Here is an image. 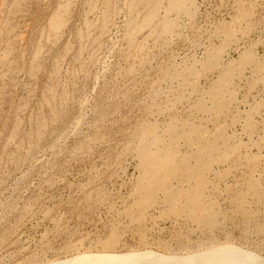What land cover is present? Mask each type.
Returning a JSON list of instances; mask_svg holds the SVG:
<instances>
[{"label": "rangeland", "instance_id": "rangeland-1", "mask_svg": "<svg viewBox=\"0 0 264 264\" xmlns=\"http://www.w3.org/2000/svg\"><path fill=\"white\" fill-rule=\"evenodd\" d=\"M175 253L264 264V0H0V264Z\"/></svg>", "mask_w": 264, "mask_h": 264}, {"label": "bare ground", "instance_id": "bare-ground-1", "mask_svg": "<svg viewBox=\"0 0 264 264\" xmlns=\"http://www.w3.org/2000/svg\"><path fill=\"white\" fill-rule=\"evenodd\" d=\"M85 254H89V252L85 253ZM112 254H113V252H111V251L110 252L109 251L108 252H104V253L101 252V256L105 260L109 259ZM177 254L178 253L173 254V256L171 257L170 261H167L165 258H162L161 261H163V262L167 261L168 262L167 264H171V262L176 261ZM152 255H151V258L153 260V256ZM180 256H182V254ZM196 257H197V255H195L194 252H191V255H189V253H188V255L185 256L186 262H195V260H192V259L193 258L195 259ZM214 258H217V257L215 255H213V254H209V257L207 259H208V261H210V260H215ZM145 261H142V262L140 261L139 264H146ZM231 261L235 262L234 264H247L246 261H245V258H243V257H238L235 260L232 259ZM231 261L229 263H231ZM125 264H134V260H131L130 262L125 263ZM199 264H201V263H199Z\"/></svg>", "mask_w": 264, "mask_h": 264}]
</instances>
